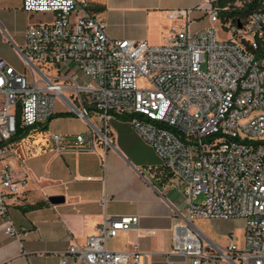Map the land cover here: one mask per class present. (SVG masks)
Returning a JSON list of instances; mask_svg holds the SVG:
<instances>
[{
  "label": "built area",
  "instance_id": "obj_1",
  "mask_svg": "<svg viewBox=\"0 0 264 264\" xmlns=\"http://www.w3.org/2000/svg\"><path fill=\"white\" fill-rule=\"evenodd\" d=\"M200 9L210 27L192 31V10L168 11L175 25L161 46L115 40L106 24L79 0H23L29 14H50L31 24L19 50L25 69L0 58V216L5 233L24 238L14 225L12 202L27 179L10 159L22 125H46L57 103L84 119L89 131L51 135L57 154L98 153L112 146L111 121L127 120L150 144L187 194V214L174 225L172 254L188 264H264V12L239 28L223 25L214 0ZM218 26V27H217ZM149 167L143 170L152 171ZM244 222V246L205 244L198 220ZM139 217L104 216L98 233L73 243L61 264H141L138 245L115 252L109 240L137 228Z\"/></svg>",
  "mask_w": 264,
  "mask_h": 264
},
{
  "label": "crops",
  "instance_id": "obj_2",
  "mask_svg": "<svg viewBox=\"0 0 264 264\" xmlns=\"http://www.w3.org/2000/svg\"><path fill=\"white\" fill-rule=\"evenodd\" d=\"M79 1L104 21L112 39L147 41L153 46L169 40L175 24L168 19V11L192 10V31L197 32L200 29L196 23L205 16L200 6L206 3V0ZM52 17L25 12L23 0H0V58L17 71H24L15 55L26 45L28 27ZM66 113L69 111L58 102L48 124L35 127L26 138L14 143L15 156L10 163L16 177L27 179L28 186L24 196L12 202L10 217L27 235L8 236L7 221L0 216V264H61V254L71 244H84L98 233L104 216L140 219L137 228L109 240V250L127 252L138 245L143 253L149 254L141 264H188L184 256L171 255L174 225L187 214L186 189L163 167L154 148L127 120L114 118L110 125L113 142L107 150L100 145L98 153L59 155L51 135L70 138L90 129L84 119ZM149 167L153 170L143 171ZM52 197H63L64 202L52 204ZM229 221L198 220L203 225L218 226ZM196 223L205 244L226 247L237 242L244 246L241 240H230L227 235L232 234L230 229L206 232Z\"/></svg>",
  "mask_w": 264,
  "mask_h": 264
},
{
  "label": "trees",
  "instance_id": "obj_3",
  "mask_svg": "<svg viewBox=\"0 0 264 264\" xmlns=\"http://www.w3.org/2000/svg\"><path fill=\"white\" fill-rule=\"evenodd\" d=\"M214 4L219 9L220 20L223 25L231 24L244 26L258 12H264V0H214ZM264 54V47L258 52ZM64 115H75L71 112ZM53 118L50 119V121ZM49 121V122H50ZM35 128V127H34ZM34 128H28L22 125L21 111L18 110L17 132L12 137L11 143H16L26 138ZM47 129V127H46ZM33 206L31 208H37Z\"/></svg>",
  "mask_w": 264,
  "mask_h": 264
},
{
  "label": "rangeland",
  "instance_id": "obj_4",
  "mask_svg": "<svg viewBox=\"0 0 264 264\" xmlns=\"http://www.w3.org/2000/svg\"><path fill=\"white\" fill-rule=\"evenodd\" d=\"M46 16H49V15H46ZM40 17H42V16H40ZM196 26L199 27L198 29H200V30H202V28L206 29V28L210 27V22H209L208 16L205 15L203 17V19L197 21ZM204 27H206V28H204ZM15 58L18 62L19 67L25 68L24 61H23V58L21 57L20 53H17V55H15ZM242 223L243 222L239 219H232L229 222H222L221 225H219V226L217 224H214V223H208L206 225H203L201 222H198V221L196 224H197V226L199 224H201L202 229L205 230L206 232H214V231H217L219 228L230 229L232 231V234L227 233L230 240H241L242 242H244L245 234H244V229L242 228ZM235 244L239 248H242V246H243V245L240 246V244H238L237 242Z\"/></svg>",
  "mask_w": 264,
  "mask_h": 264
},
{
  "label": "water",
  "instance_id": "obj_5",
  "mask_svg": "<svg viewBox=\"0 0 264 264\" xmlns=\"http://www.w3.org/2000/svg\"><path fill=\"white\" fill-rule=\"evenodd\" d=\"M239 28H242L241 24H239ZM50 202L52 204H60L64 202V198L63 197H52L50 198Z\"/></svg>",
  "mask_w": 264,
  "mask_h": 264
}]
</instances>
